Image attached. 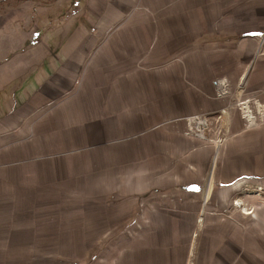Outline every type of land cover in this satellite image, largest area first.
Here are the masks:
<instances>
[{
  "label": "crops",
  "instance_id": "obj_1",
  "mask_svg": "<svg viewBox=\"0 0 264 264\" xmlns=\"http://www.w3.org/2000/svg\"><path fill=\"white\" fill-rule=\"evenodd\" d=\"M98 1L90 2L95 35H78L68 50L42 55L43 93L30 103L35 111L23 124L18 112L1 115L0 167L16 164L20 153L79 148L73 134L88 121L95 124L91 143L107 145L111 154L139 156L137 164L126 159L108 165L113 178L121 168V182L113 186L130 197L129 204L172 193L208 201L211 187L226 176L211 178L212 152L247 126L238 102L255 96L264 105L263 31L253 18L264 0ZM6 60L15 66L27 58L16 51ZM242 75L249 76L245 88L237 85ZM220 76L228 78L230 95H216ZM87 85L90 97L83 94ZM196 115L203 122L185 134L186 118ZM198 127L205 137L196 134Z\"/></svg>",
  "mask_w": 264,
  "mask_h": 264
},
{
  "label": "rangeland",
  "instance_id": "obj_2",
  "mask_svg": "<svg viewBox=\"0 0 264 264\" xmlns=\"http://www.w3.org/2000/svg\"><path fill=\"white\" fill-rule=\"evenodd\" d=\"M90 2L0 0V90L9 85L0 94V104L8 99L0 117L15 111L21 124L35 111L30 103L43 80V54L68 50L78 35L96 34ZM262 5L253 18L264 44ZM74 7L77 13L64 20ZM16 51L27 61L14 66L6 58ZM241 77L237 85L245 88L249 76ZM90 87L83 92L88 97ZM250 106L255 122L244 118L245 131L233 141L222 138L211 154V178L226 176L206 202L172 193L129 204L130 197L113 186L121 182V168L113 178L108 165L126 159L137 164L139 156L111 154L107 145L91 143L95 124L88 121L73 134L79 148L20 153L16 164L0 167V264H264V118ZM30 133L23 131L21 148Z\"/></svg>",
  "mask_w": 264,
  "mask_h": 264
},
{
  "label": "built area",
  "instance_id": "obj_3",
  "mask_svg": "<svg viewBox=\"0 0 264 264\" xmlns=\"http://www.w3.org/2000/svg\"><path fill=\"white\" fill-rule=\"evenodd\" d=\"M227 79H228V78L225 77V78H223V79H220L219 82H216V84H217V86H216V92H217L216 95H217V96L223 97V96H225V95H227V94L230 93L229 90L231 89V87L228 86V84H227ZM257 101H258V100L255 98V96H249V97H247L246 99H244V100L238 102V105L240 106L241 109H242V108H243V109H245V108L247 109V110H245V111L243 112V116H244V118L247 119V121H249V122H252L251 119H254L253 122H255V115L253 114V110L251 109V106H250L251 103H254V105L257 106V108H256V112H257V114L262 115L263 118H264V109H260V111H259V108L261 107V104L257 103ZM258 102H260V101H258ZM243 105H244V106H243ZM248 106H249V108H248ZM259 106H260V107H259ZM263 106H264V105H263ZM263 108H264V107H263ZM186 122H187V124H188V128H186V130H184V133H185V134H190L191 131H192V129H193L192 124H193L194 122H196V123L201 122V123H202L203 120H202L201 116L196 115V116H190V117H187V118H186ZM203 131H204V130H203L201 127H198V129H197V131H196V134H197L198 136L205 137Z\"/></svg>",
  "mask_w": 264,
  "mask_h": 264
},
{
  "label": "trees",
  "instance_id": "obj_4",
  "mask_svg": "<svg viewBox=\"0 0 264 264\" xmlns=\"http://www.w3.org/2000/svg\"><path fill=\"white\" fill-rule=\"evenodd\" d=\"M77 7H74V10H72L70 13H68L66 16H64V20H67L69 17H71L72 15H74L77 12ZM9 86V85H8ZM8 86H6L3 90H0V94L4 93L5 91L7 92ZM11 98V97H10ZM6 101H8V99H3L0 107L3 109V107H5V103Z\"/></svg>",
  "mask_w": 264,
  "mask_h": 264
},
{
  "label": "bare ground",
  "instance_id": "obj_5",
  "mask_svg": "<svg viewBox=\"0 0 264 264\" xmlns=\"http://www.w3.org/2000/svg\"><path fill=\"white\" fill-rule=\"evenodd\" d=\"M249 107V106H248ZM251 121L253 122L254 121V119H251ZM201 124V122H199V125Z\"/></svg>",
  "mask_w": 264,
  "mask_h": 264
}]
</instances>
